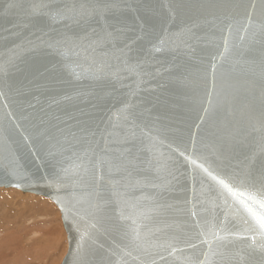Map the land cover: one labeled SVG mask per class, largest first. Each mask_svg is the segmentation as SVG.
Segmentation results:
<instances>
[{
	"label": "water",
	"instance_id": "95a60500",
	"mask_svg": "<svg viewBox=\"0 0 264 264\" xmlns=\"http://www.w3.org/2000/svg\"><path fill=\"white\" fill-rule=\"evenodd\" d=\"M33 2L71 0H0V187L56 205L60 264H264L220 184L264 199V0H89L84 28ZM93 27L115 75L56 44Z\"/></svg>",
	"mask_w": 264,
	"mask_h": 264
},
{
	"label": "snow or ice",
	"instance_id": "6c2138e0",
	"mask_svg": "<svg viewBox=\"0 0 264 264\" xmlns=\"http://www.w3.org/2000/svg\"><path fill=\"white\" fill-rule=\"evenodd\" d=\"M10 7H12V5H10ZM30 7L33 14L47 15L51 20L57 22L71 21L73 25L84 28V26L89 25L92 21L98 22L99 18L105 15L110 5L104 2L89 3V0H71L70 3H66L62 7H58L54 10L48 8V6L42 2H33ZM46 8H48V11H43V9ZM112 42L113 33L107 31L103 27H101L100 30L93 27L90 33L87 29H84L83 35L61 36L56 40V44L63 47L66 56L75 50L74 55L76 57H82L85 61L87 71L95 75H102L105 73L117 74L113 70V65L106 60L107 54L103 51L107 46L111 45ZM97 52L100 54L96 55ZM76 67H82V65L77 64ZM128 70H134V66L129 65ZM73 71L75 72V68H73ZM76 75L79 76V73H76ZM124 119L125 122H127V117ZM132 135H135V133H132ZM125 151L131 153V149H126ZM118 159L126 160L128 164L132 162L128 160L124 152L120 153ZM105 163L108 164L110 170L112 168H116V170H120L121 168L126 169L124 163L113 164L111 160L98 159L95 165L98 172L102 170V166ZM81 166H83V161H81V164L76 165L77 168ZM98 178H102V176ZM220 184L223 185L233 197L238 198L239 202L247 210L254 221L253 225H251V230H258V234L264 237V199H257L255 194H247L246 200L251 201L253 205L249 206L244 199L245 193L233 191L223 180L220 181ZM255 205L259 206V211L256 210ZM133 223H135V220H133ZM245 223H247V221H245ZM133 231L135 232L136 230L133 229ZM261 247L264 248V245H261Z\"/></svg>",
	"mask_w": 264,
	"mask_h": 264
},
{
	"label": "rangeland",
	"instance_id": "374dc122",
	"mask_svg": "<svg viewBox=\"0 0 264 264\" xmlns=\"http://www.w3.org/2000/svg\"><path fill=\"white\" fill-rule=\"evenodd\" d=\"M1 191H9L15 194V196L10 199L11 204L18 202L20 205L24 206V204H27L32 198L43 201L44 206L53 209L58 218V223L53 228L48 227L50 230H44V232L40 231L37 233L29 230L23 240L15 242H13V240L16 239V235H10L7 241L0 235V264H60L67 250V239L62 225L61 215L56 205L44 196L33 193H22L17 188L0 187V192ZM29 221L32 222L33 217ZM45 227V225H42V227L39 228ZM19 232H21V230H19ZM19 235H21V233ZM24 241L25 244H29V246L26 247ZM17 247H21L22 249H17Z\"/></svg>",
	"mask_w": 264,
	"mask_h": 264
},
{
	"label": "bare ground",
	"instance_id": "6f19581e",
	"mask_svg": "<svg viewBox=\"0 0 264 264\" xmlns=\"http://www.w3.org/2000/svg\"><path fill=\"white\" fill-rule=\"evenodd\" d=\"M14 196L15 194L9 191L0 192V235L4 240L7 241L10 235H16V239L13 242L23 240L29 230L37 233L40 231L44 232V230H50V228H53L58 223V218L53 209L44 206L43 201L32 198L24 206L18 202L11 204L10 199ZM32 217L33 221L30 222L29 220ZM28 222L30 223L26 224ZM42 225L46 227L39 228ZM20 233L21 235H19ZM24 245L26 247L29 246V244H25V241ZM17 249L22 248L17 247Z\"/></svg>",
	"mask_w": 264,
	"mask_h": 264
}]
</instances>
